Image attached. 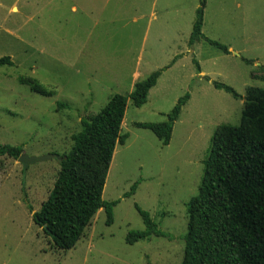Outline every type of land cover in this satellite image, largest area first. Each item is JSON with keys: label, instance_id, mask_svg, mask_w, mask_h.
<instances>
[{"label": "rangeland", "instance_id": "1", "mask_svg": "<svg viewBox=\"0 0 264 264\" xmlns=\"http://www.w3.org/2000/svg\"><path fill=\"white\" fill-rule=\"evenodd\" d=\"M198 6V0H0V58L13 64L0 66V145L22 147L28 157L67 154L82 119L166 68L143 106L127 103L121 134L128 139L115 147L102 193L105 202L119 201L113 223L106 226L99 210L71 250L55 249L32 219L59 163L23 173L16 160L0 158V264L182 262L186 206L197 195L211 136L220 125L237 126L243 110V101L212 83L241 97L248 88L264 89L258 70L264 66V0H206L202 34L228 55L204 41L188 47ZM25 81L54 95L35 94ZM186 93L168 146L134 127L165 122ZM135 206L173 240L152 236L127 245L128 232L144 229Z\"/></svg>", "mask_w": 264, "mask_h": 264}, {"label": "trees", "instance_id": "2", "mask_svg": "<svg viewBox=\"0 0 264 264\" xmlns=\"http://www.w3.org/2000/svg\"><path fill=\"white\" fill-rule=\"evenodd\" d=\"M198 3L188 47L204 41L228 55L225 46L203 36L206 0ZM242 61L247 65L254 62ZM12 65L9 57L0 58V66ZM194 65L199 73V65ZM165 70L151 73L126 96L114 95L94 117L80 121V131L71 137L70 151L60 157L59 172L47 200L32 215L34 224L50 238L55 249L71 250L99 210L105 213L106 226L113 223V209L119 201L105 202L102 193L115 147L123 146L128 139V135L121 134L127 103L136 108L143 106ZM258 70L264 74L263 65ZM22 84L35 94L54 95L36 82ZM212 86L243 101V110L237 126L220 125L211 136L197 195L186 206L188 222L180 264H264V89L248 88L241 97L223 84L213 82ZM188 100L187 93L178 99L165 122L136 123L134 127L150 131L161 146H168L174 124ZM22 154V147L0 145V158L17 160ZM137 184L123 197L133 195ZM135 209L144 229L128 232L127 245L152 236L173 240L147 212L137 206Z\"/></svg>", "mask_w": 264, "mask_h": 264}, {"label": "water", "instance_id": "3", "mask_svg": "<svg viewBox=\"0 0 264 264\" xmlns=\"http://www.w3.org/2000/svg\"><path fill=\"white\" fill-rule=\"evenodd\" d=\"M51 160H56L58 163L62 161L59 156L56 155H45L41 157H28L22 154L16 161L22 165L23 173L28 169L29 166H33L40 163H45Z\"/></svg>", "mask_w": 264, "mask_h": 264}, {"label": "crops", "instance_id": "4", "mask_svg": "<svg viewBox=\"0 0 264 264\" xmlns=\"http://www.w3.org/2000/svg\"><path fill=\"white\" fill-rule=\"evenodd\" d=\"M123 124V123H122Z\"/></svg>", "mask_w": 264, "mask_h": 264}]
</instances>
